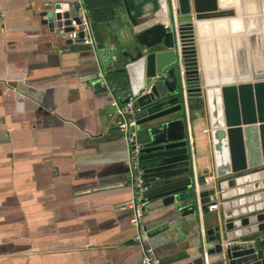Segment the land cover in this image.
I'll return each instance as SVG.
<instances>
[{"label":"crops","instance_id":"0c3cea01","mask_svg":"<svg viewBox=\"0 0 264 264\" xmlns=\"http://www.w3.org/2000/svg\"><path fill=\"white\" fill-rule=\"evenodd\" d=\"M70 1L87 16L82 0H0V264H140L143 245L161 264H191L206 253L218 200L205 214L178 213L141 196L147 235L137 242L133 156L116 123L129 74L112 70L126 61L128 19L142 17L143 3L153 13V0H121L117 17L97 22L93 44L65 43L39 22V11ZM221 1L238 15L200 30L199 72L252 75L264 65V0ZM187 101L189 164L195 178H213L204 108ZM207 260L227 264L223 252Z\"/></svg>","mask_w":264,"mask_h":264},{"label":"water","instance_id":"95a60500","mask_svg":"<svg viewBox=\"0 0 264 264\" xmlns=\"http://www.w3.org/2000/svg\"><path fill=\"white\" fill-rule=\"evenodd\" d=\"M142 6V17L128 19L126 61L112 70L129 74L126 98H134L138 144L132 173L146 187L142 198L178 213L186 206L202 214L217 199L220 218L204 225L206 254L223 252L227 264H264V247L254 240L264 230V69L211 81L197 64L200 30L238 11L221 0H153V13ZM38 16L50 32L66 36L65 43L83 42L75 2H54ZM189 97L205 110L199 117L206 119L211 139L213 178H195L189 164ZM191 264H204L203 256Z\"/></svg>","mask_w":264,"mask_h":264},{"label":"built area","instance_id":"2783aa9c","mask_svg":"<svg viewBox=\"0 0 264 264\" xmlns=\"http://www.w3.org/2000/svg\"><path fill=\"white\" fill-rule=\"evenodd\" d=\"M81 24L83 26L82 29L84 31L83 42L88 44H93V41L91 39L92 34L89 28L87 16L81 15ZM74 27H77V24H74ZM149 90H150V85L145 88V91H149ZM133 101H134L133 97H128L127 100L117 108L116 123L121 135L124 137V139L127 141V143L130 146L131 155L135 157L138 151V144L135 142L136 123L133 117L134 114ZM131 181L135 192V200H133V202L131 203V208L133 212L131 218V224L136 229V235L134 236V239L142 244L143 239L144 237H146L147 234L144 223L142 222V207L139 201H140V197L142 196V192L146 189V187L143 185V180L139 176V173L136 174L132 173ZM208 208L216 209L217 208L216 201L211 202L208 205ZM262 236H264V233L262 234ZM203 258H204V262L207 263L208 260L206 253H204ZM140 264H161V261L159 258L156 257V255L153 252V249L150 246L143 245Z\"/></svg>","mask_w":264,"mask_h":264},{"label":"trees","instance_id":"16d2710c","mask_svg":"<svg viewBox=\"0 0 264 264\" xmlns=\"http://www.w3.org/2000/svg\"><path fill=\"white\" fill-rule=\"evenodd\" d=\"M86 9L89 28L93 30L98 21L117 17L121 7V0H82ZM115 15V16H114Z\"/></svg>","mask_w":264,"mask_h":264},{"label":"bare ground","instance_id":"6f19581e","mask_svg":"<svg viewBox=\"0 0 264 264\" xmlns=\"http://www.w3.org/2000/svg\"><path fill=\"white\" fill-rule=\"evenodd\" d=\"M261 69H264V68H261ZM261 69H258V70H261ZM237 75L240 76V77H242V78L243 77H246L245 76L246 73L243 72V71H240V72H224L223 74H220V75H218V74H207L206 77L212 81L215 78H221V77H224L226 79H231V78H234Z\"/></svg>","mask_w":264,"mask_h":264},{"label":"rangeland","instance_id":"374dc122","mask_svg":"<svg viewBox=\"0 0 264 264\" xmlns=\"http://www.w3.org/2000/svg\"><path fill=\"white\" fill-rule=\"evenodd\" d=\"M259 14V13H258ZM263 51H264V49H263ZM262 68V66L261 65H258V69H261ZM259 71V70H258Z\"/></svg>","mask_w":264,"mask_h":264}]
</instances>
